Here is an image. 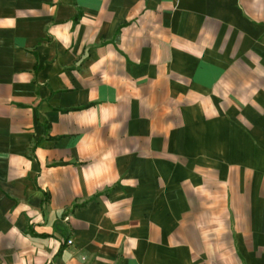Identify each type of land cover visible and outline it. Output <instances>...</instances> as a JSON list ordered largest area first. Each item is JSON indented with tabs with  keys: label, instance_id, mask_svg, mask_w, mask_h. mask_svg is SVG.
Listing matches in <instances>:
<instances>
[{
	"label": "crops",
	"instance_id": "0c3cea01",
	"mask_svg": "<svg viewBox=\"0 0 264 264\" xmlns=\"http://www.w3.org/2000/svg\"><path fill=\"white\" fill-rule=\"evenodd\" d=\"M0 264H264V0H0Z\"/></svg>",
	"mask_w": 264,
	"mask_h": 264
},
{
	"label": "rangeland",
	"instance_id": "374dc122",
	"mask_svg": "<svg viewBox=\"0 0 264 264\" xmlns=\"http://www.w3.org/2000/svg\"><path fill=\"white\" fill-rule=\"evenodd\" d=\"M68 244H69V245H71V244H72V242H68Z\"/></svg>",
	"mask_w": 264,
	"mask_h": 264
}]
</instances>
